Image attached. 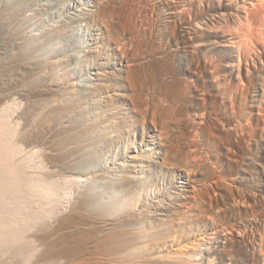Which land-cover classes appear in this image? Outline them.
I'll return each instance as SVG.
<instances>
[{
	"label": "bare ground",
	"instance_id": "1",
	"mask_svg": "<svg viewBox=\"0 0 264 264\" xmlns=\"http://www.w3.org/2000/svg\"><path fill=\"white\" fill-rule=\"evenodd\" d=\"M184 135L264 173V0H0V264H264L263 187L201 223Z\"/></svg>",
	"mask_w": 264,
	"mask_h": 264
},
{
	"label": "rangeland",
	"instance_id": "2",
	"mask_svg": "<svg viewBox=\"0 0 264 264\" xmlns=\"http://www.w3.org/2000/svg\"><path fill=\"white\" fill-rule=\"evenodd\" d=\"M177 72H179V71H177ZM148 74V73H147ZM177 74V77L179 76V74H180V76L178 77V78H180L181 79V81L182 80H184L185 82H186V79L188 80L187 82L190 84V85H193V86H198V88H199V86L201 85L200 84V82L198 81V80H194V81H191V79H188L189 78V76L187 75V74H184L183 73V71H182V74L181 73H176ZM184 75H186V78H185V76ZM181 77H183L184 79H182ZM190 80V81H189ZM186 82V83H187ZM196 82V83H195ZM186 84V85H189V84ZM192 83V84H191ZM200 84V85H199ZM189 85V88H191V91H193V89H194V91H195V87L193 88V86L191 87ZM201 88H199L200 90L202 89V86H200ZM192 99V98H191ZM186 100V101H188V102H191V101H193V102H191L192 103V105H191V103H186V105L188 106V104L189 105H191V108H190V106H189V108L188 107H186V109L188 108L189 109V111H191L190 113H191V115H193L192 113V111H193V103L195 102V99H192V100ZM195 109V108H194ZM147 127H149V123H147L146 124V129H147ZM148 131V129L146 130V132ZM183 137V136H182ZM185 137V138H184ZM184 137L181 139H172V143H174V144H177V145H175L176 147L178 146V148L180 149V147H181V149H182V151L180 150V152H181V154H182V160L184 161L183 163H184V165H183V163L181 162V165H182V167H181V165L180 164H178L177 165V167H176V174L178 173V174H183V173H185L186 172V170H188V168H191V166H196V168L195 167H192L191 169L193 170H191V169H189L188 170V174H190V177H192V178H194V177H196L199 181L198 182H200V183H197V184H200V185H198L199 186V188H197V189H201L199 192L201 193V191H203V190H207L206 191V194H204V192L205 191H203L201 194L202 195H204L205 196V201L204 202H206V204L204 205V208H205V211H203V212H205V213H203L204 215H202L203 217L202 218H200L201 220V223H212V221H211V219H214L215 220V222H217V220H219L220 218L221 219H224L225 217V219L226 220H231V221H234V220H240V219H244L246 216H247V218H249L250 216L252 217V215H253V205H254V207H256V209H261L262 208V204H258L257 206H260L259 208L257 207V206H255V203H253L254 202V200H251L250 198H252L253 197V195L251 196V197H249V195H251L252 193H254V191H255V189H261V187H263L261 190H263V195H264V173H263V171L261 170V168L258 166L259 165V163H260V165H261V163H262V161L260 160L261 158L259 157L260 156V154H258L257 152L259 151V146L258 145H255V146H253L252 147V149L251 150H253L252 151V153H251V151L249 152L252 156H254V157H252L250 154L248 155L250 158H252L253 159V164L254 165H252L251 167H248L249 168V172L251 173H249V177L247 176V178H248V181H246L245 183H243V182H240V181H237L234 177H235V174L236 173H231L229 170H227L229 167V164L228 163H230V162H228L229 160H227L228 158L223 154L222 156L223 157H221L222 159H221V161L220 162H217V164L216 165H218V166H216V165H213L214 163H213V161L212 160H210L209 158H207L208 159V161H207V159L205 160V158H204V161H203V159L201 160V162H199L198 161V165H194V162L190 159V147H191V145H192V139H193V137H191V135H190V137L187 135H184ZM141 139V138H140ZM176 142V143H175ZM190 144V145H189ZM180 145V146H179ZM190 146V147H189ZM258 146V147H257ZM188 153V156H189V158H187L188 156L186 155ZM260 153V152H259ZM186 155V156H185ZM259 157H257V156ZM183 157H186V159L187 160H190L191 161V163H190V161H187L185 158H183ZM226 157V158H225ZM258 159H257V158ZM256 159V162H257V166L255 165V159ZM186 161H187V165H186ZM207 163H206V162ZM197 162V161H196ZM195 162V164H197ZM212 162V163H211ZM228 162V163H227ZM190 164V167H189V164ZM202 163V164H201ZM191 164H193V165H191ZM220 164H222V165H220ZM228 164V165H227ZM179 165H180V167H179ZM188 167H186V166ZM200 165V166H199ZM213 165V166H212ZM225 165V166H224ZM183 166H185V167H183ZM222 166L224 167V168H226V169H224V170H222ZM216 167V168H215ZM256 169H255V168ZM258 167V168H257ZM179 168H181V169H179ZM182 168H186V170H182ZM220 168V169H219ZM217 169V170H216ZM258 169H260L261 170V172H259L260 170H258ZM181 170V171H180ZM195 170V171H194ZM219 170V171H218ZM254 170V171H253ZM185 171V172H184ZM216 171V172H215ZM224 171V172H223ZM193 172V173H192ZM202 172V173H201ZM216 174H215V173ZM218 172V173H217ZM220 172V173H219ZM223 172V173H222ZM226 172V173H225ZM257 172V173H256ZM229 175H228V174ZM218 174H221L220 176L218 175ZM226 175V176H224V175ZM213 175H215L214 177H213ZM232 176V178H231V176ZM221 176H223V177H221ZM230 176V177H229ZM228 177H229V179H228ZM214 178V179H213ZM219 180H218V179ZM221 178V179H220ZM251 178V179H250ZM217 179V180H216ZM233 179H235V180H232ZM250 179V180H249ZM203 180V181H202ZM208 180V181H207ZM212 180V181H211ZM215 180V181H214ZM253 180V181H252ZM205 181V182H204ZM217 181V182H216ZM184 182L183 181H177V183H176V186H183L182 188H184L185 187V183L183 184ZM202 184H203V186H202ZM243 184V185H242ZM208 185V186H207ZM211 185V186H210ZM250 185V186H249ZM258 185V186H257ZM197 186V187H198ZM207 188V189H206ZM255 188V189H254ZM238 189V190H237ZM210 191V192H209ZM251 193V194H250ZM207 194H208V196H207ZM242 195V196H241ZM244 195V196H243ZM207 196V197H206ZM212 196V197H211ZM217 196V197H216ZM233 198V199H232ZM235 198V199H234ZM242 198V199H241ZM207 199V200H206ZM253 199V198H252ZM209 200V201H208ZM249 200H251V201H249ZM242 201H245L244 203L242 202ZM248 201H249V204H248ZM252 202V203H251ZM209 203V204H208ZM238 203V204H237ZM243 203V206L241 205ZM232 204V205H231ZM250 204L252 205V211L250 210V208L248 209V207H250ZM212 205V206H211ZM247 205H249V206H247ZM212 207V208H211ZM247 207V208H246ZM241 210V212H240V210ZM217 211H219V213H221V214H219ZM223 211V212H222ZM249 211V212H248ZM212 213V214H211ZM216 213H218V214H216ZM244 213H246V214H244ZM216 214V215H215ZM208 215V216H207ZM214 215H215V217L216 218H214ZM217 215H219V216H217ZM225 215V216H224ZM212 216H213V218H212ZM222 216V217H221ZM234 219H233V218ZM237 217L239 218V217H241V218H239V219H237ZM244 217V218H243ZM250 217V218H251ZM206 218V219H205ZM217 218H219V219H217ZM229 218V219H228ZM236 218V219H235ZM209 219V220H208ZM208 220V221H207ZM214 222V221H213ZM214 222V223H215Z\"/></svg>",
	"mask_w": 264,
	"mask_h": 264
}]
</instances>
